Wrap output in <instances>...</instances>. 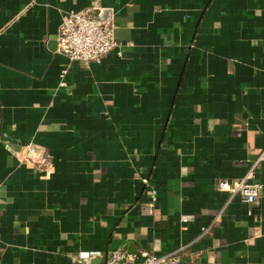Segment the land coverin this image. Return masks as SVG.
Returning a JSON list of instances; mask_svg holds the SVG:
<instances>
[{"label":"crops","instance_id":"obj_1","mask_svg":"<svg viewBox=\"0 0 264 264\" xmlns=\"http://www.w3.org/2000/svg\"><path fill=\"white\" fill-rule=\"evenodd\" d=\"M98 1L119 47L86 66L56 36L91 0H0V264H264V160L254 202L218 188L264 151V0Z\"/></svg>","mask_w":264,"mask_h":264},{"label":"built area","instance_id":"obj_2","mask_svg":"<svg viewBox=\"0 0 264 264\" xmlns=\"http://www.w3.org/2000/svg\"><path fill=\"white\" fill-rule=\"evenodd\" d=\"M106 10L98 0H91L84 8L67 12L61 20L56 36L57 51L68 56L70 60H77L88 66L91 62L100 61L109 52L118 48L119 42L116 37L114 16L110 12L109 15L105 16L104 12ZM67 73V68H64L61 72L59 81L61 86L66 84ZM27 150L33 154L35 151L33 144H29ZM262 160H264V151L244 177L233 182L220 181L219 190L228 192L230 197L240 196L245 202H254L263 184L250 181V179L253 178L255 168ZM143 181L148 186L149 200L146 204L149 208H152L158 200V188L147 177H144ZM193 217L194 214H182L181 220L187 222ZM208 229H204L202 235ZM185 248L184 245L165 253L141 250L137 254H131L123 247H116L108 251L102 264H179ZM74 260L82 264H91L88 257Z\"/></svg>","mask_w":264,"mask_h":264},{"label":"water","instance_id":"obj_3","mask_svg":"<svg viewBox=\"0 0 264 264\" xmlns=\"http://www.w3.org/2000/svg\"><path fill=\"white\" fill-rule=\"evenodd\" d=\"M103 17H105V16L103 15ZM179 264H188V263L184 259L180 258Z\"/></svg>","mask_w":264,"mask_h":264}]
</instances>
